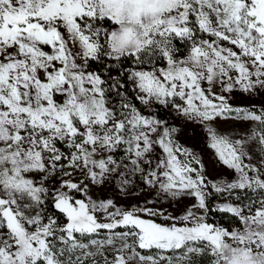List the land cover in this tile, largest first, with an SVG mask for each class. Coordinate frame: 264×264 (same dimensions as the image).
Instances as JSON below:
<instances>
[{
  "label": "snow or ice",
  "instance_id": "6c2138e0",
  "mask_svg": "<svg viewBox=\"0 0 264 264\" xmlns=\"http://www.w3.org/2000/svg\"><path fill=\"white\" fill-rule=\"evenodd\" d=\"M0 264H264V0H0Z\"/></svg>",
  "mask_w": 264,
  "mask_h": 264
},
{
  "label": "rangeland",
  "instance_id": "374dc122",
  "mask_svg": "<svg viewBox=\"0 0 264 264\" xmlns=\"http://www.w3.org/2000/svg\"><path fill=\"white\" fill-rule=\"evenodd\" d=\"M189 136H191V130H189ZM186 143H188V144H192L193 141H192L191 139H189V140L186 141Z\"/></svg>",
  "mask_w": 264,
  "mask_h": 264
}]
</instances>
